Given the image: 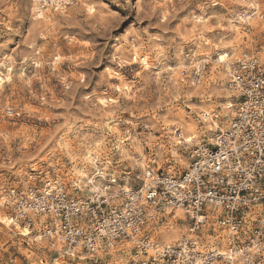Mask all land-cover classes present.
Returning a JSON list of instances; mask_svg holds the SVG:
<instances>
[{
	"label": "clouds",
	"instance_id": "1",
	"mask_svg": "<svg viewBox=\"0 0 264 264\" xmlns=\"http://www.w3.org/2000/svg\"><path fill=\"white\" fill-rule=\"evenodd\" d=\"M0 264H264V0H0Z\"/></svg>",
	"mask_w": 264,
	"mask_h": 264
}]
</instances>
